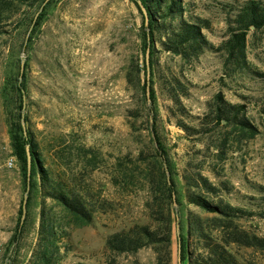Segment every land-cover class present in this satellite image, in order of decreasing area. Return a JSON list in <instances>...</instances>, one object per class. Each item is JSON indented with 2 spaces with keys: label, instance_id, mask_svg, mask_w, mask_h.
<instances>
[{
  "label": "rangeland",
  "instance_id": "374dc122",
  "mask_svg": "<svg viewBox=\"0 0 264 264\" xmlns=\"http://www.w3.org/2000/svg\"><path fill=\"white\" fill-rule=\"evenodd\" d=\"M186 1L188 12L211 21L205 32L219 45L226 37L227 9L244 0ZM42 8H33L15 33L0 35V264H34L39 236L42 198L37 184L29 192L22 235L11 241L27 186L11 145V123L20 101L4 90L12 89L18 78L23 81V74L25 126L40 143L46 164L79 181L100 203L89 225L71 229L69 246L62 248L58 264H156L151 246L123 253L106 246L112 233L149 219L145 189L126 185L122 176L115 180L121 159L130 163L141 148L151 151L137 80L130 83L127 77L133 60L143 62L142 14L134 0H52L37 26ZM249 34V60L254 68L264 70V29ZM157 49L158 131L168 147L181 201L174 211L172 264H181L179 236L186 233L187 212H200L187 201L185 174L201 171L215 183L228 180L232 188L228 198L234 203L242 204L245 195L259 196L254 185L264 184V81L226 77L220 52L208 50L194 64H187L159 42ZM171 72L189 82V94L183 97L194 116L187 119L189 123L199 122L195 117H203L222 90L229 101L246 105L247 116L261 132L238 140L232 127H218L211 134L189 136L176 125L170 110L174 103L162 86ZM227 133L226 158L221 161L216 147ZM83 149L98 153V168L91 169L90 153L85 155ZM47 206L54 207L51 198ZM242 223L264 237V218ZM238 255L245 264H264V247L241 248Z\"/></svg>",
  "mask_w": 264,
  "mask_h": 264
},
{
  "label": "trees",
  "instance_id": "16d2710c",
  "mask_svg": "<svg viewBox=\"0 0 264 264\" xmlns=\"http://www.w3.org/2000/svg\"><path fill=\"white\" fill-rule=\"evenodd\" d=\"M142 14L141 40L143 62L133 60L128 70V81L136 78L141 104L146 112V122L150 132L151 151L140 149L135 160L124 163L119 161L115 180L123 177L126 185L145 189L144 205L149 219L135 222L129 227L112 233L106 246L113 252H136L151 246L156 253V264H172V240L174 228L175 202L181 204L174 179V168L168 147L158 131L155 77L157 43L183 62L194 64L206 51L220 52L223 56L225 76L231 79L250 76L264 81V70L253 67L248 57L249 33L264 29V0H244L227 9V32L225 39L215 45L205 30L212 27L211 21L188 12L186 0H142L147 9L148 24L137 0H134ZM45 0H0V35L15 33L26 21L31 10L42 6ZM42 8L37 26L42 22L48 6ZM150 52V75L148 76L147 52ZM133 76V77H132ZM19 78L12 89L5 87L4 92H12L19 98L18 111L11 123L12 155L19 162L24 184H28L29 166L27 146L32 153L30 173L31 190L38 184L41 192L40 224L38 243L34 250V264H58L62 248L69 246L71 229L89 225L94 212L99 211V201L82 187L72 176H65L46 164L40 143L34 133L23 126L24 97L26 95V75ZM184 77V76H183ZM134 78V79H133ZM189 83V82H188ZM182 77L171 72L163 80L162 86L174 105L171 115L176 118V125L189 136L213 133L232 127L238 140L254 138L261 132L257 123L245 112L246 105L229 101L224 92L218 91L209 102V111L203 117H195L199 122L189 123L194 116L183 103V97L189 94V85ZM148 86L150 95H148ZM149 98L151 101H149ZM152 104V105H150ZM229 133L216 147V156L224 161L225 144ZM91 169L99 167L98 153L83 149ZM170 172V181L168 177ZM120 174V175H118ZM186 198L189 204L199 207L200 212L191 209L187 212L186 233H181V264H245L239 257L241 248L264 247V237H260L242 220L255 217L264 218V184L255 183L258 197L245 195L242 204L228 198L232 188L228 180L213 182L201 171L184 175ZM120 181V180H119ZM139 184V187H136ZM29 193L28 203L31 202ZM51 198L54 207L48 208L47 199ZM58 207V214L54 208ZM23 202L12 242H17L24 228L21 224ZM68 248V247H67Z\"/></svg>",
  "mask_w": 264,
  "mask_h": 264
},
{
  "label": "water",
  "instance_id": "95a60500",
  "mask_svg": "<svg viewBox=\"0 0 264 264\" xmlns=\"http://www.w3.org/2000/svg\"><path fill=\"white\" fill-rule=\"evenodd\" d=\"M48 1H50V0H45V2L43 3L42 6H44ZM137 2L139 3L144 15L146 16V24H148L147 9L144 6L142 0H137ZM38 14H39V12L37 13V15ZM37 15H36L35 19L37 18ZM147 63H148V76H149L150 75V52H149V50L147 52ZM23 66H24V64H23ZM148 95H150V87L149 86H148ZM24 99H25V97H24ZM149 101H151L150 98H149ZM24 106H25V100H24ZM22 122H23V126H24V129H25V133H27V128L25 126L24 117L22 119ZM27 155H28L29 176H28V184H27L26 194H25V197H24V200H23V211H22V216H21V224H23L25 222V219H26L27 206H28L27 203H28L29 192H30V189H31L30 173H31V165H32V153H31L29 145L27 146ZM168 177H169V181H170V172L169 171H168ZM177 205H178V203L175 202V206H177Z\"/></svg>",
  "mask_w": 264,
  "mask_h": 264
},
{
  "label": "built area",
  "instance_id": "2783aa9c",
  "mask_svg": "<svg viewBox=\"0 0 264 264\" xmlns=\"http://www.w3.org/2000/svg\"><path fill=\"white\" fill-rule=\"evenodd\" d=\"M13 162H14V159H12V160L9 162V164H10V165H13Z\"/></svg>",
  "mask_w": 264,
  "mask_h": 264
}]
</instances>
